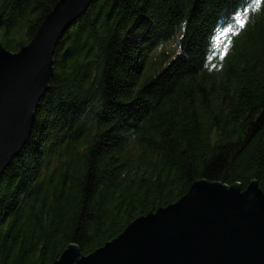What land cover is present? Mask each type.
<instances>
[{"label": "trees", "instance_id": "trees-1", "mask_svg": "<svg viewBox=\"0 0 264 264\" xmlns=\"http://www.w3.org/2000/svg\"><path fill=\"white\" fill-rule=\"evenodd\" d=\"M60 0H0L29 45ZM0 177V264L89 256L198 181L264 193V0H95Z\"/></svg>", "mask_w": 264, "mask_h": 264}, {"label": "water", "instance_id": "water-1", "mask_svg": "<svg viewBox=\"0 0 264 264\" xmlns=\"http://www.w3.org/2000/svg\"><path fill=\"white\" fill-rule=\"evenodd\" d=\"M94 1L60 0L17 53L0 43V177L31 138L58 42ZM53 264H264V193L256 181L195 182L89 256L72 245Z\"/></svg>", "mask_w": 264, "mask_h": 264}]
</instances>
